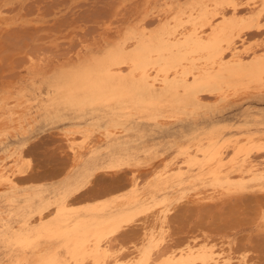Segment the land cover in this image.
I'll return each mask as SVG.
<instances>
[{"label": "rangeland", "instance_id": "1", "mask_svg": "<svg viewBox=\"0 0 264 264\" xmlns=\"http://www.w3.org/2000/svg\"><path fill=\"white\" fill-rule=\"evenodd\" d=\"M236 1L239 3L238 10L242 9L241 13L237 12L238 10L234 13L231 8V11H228L227 6L218 7L221 14L213 17L212 12L209 25L200 28V31L206 37L212 32L213 26L224 18L236 19L243 26L254 21L261 28L240 32L229 52L232 60L241 59L239 61L247 62L264 55V9L262 10L264 0ZM200 2L201 0H0V158L6 167L14 165V172L19 169L15 166L18 156L22 159L20 169L23 177L20 178L19 174L16 181L20 189L19 194L25 192V195L20 196L17 193L19 201H15L16 203H8L4 196L2 198L0 196L1 215L5 214L3 211L6 209L15 212L24 204L22 200L29 193H34V190L49 187L43 196L45 201L51 202L45 213L52 217L56 213V205L53 203L65 191L68 183L67 172L75 163L74 151L86 153L88 144H93L89 148L99 144L105 145L102 140L97 143L99 131L104 132L105 127L112 128L111 130L115 133L117 131L119 135L124 134L125 138L131 141L129 145L133 147L135 156L127 161L123 159V162L118 160L120 164L114 171L110 170L112 174L106 172L107 170L96 171L95 176L93 174L87 180L86 192L82 191V195L75 194L76 196H73L75 201L71 200L72 196L69 198L72 206L81 214L85 213L84 207L126 191L130 187L126 185L128 179L131 180L135 173L142 183L148 180L156 181L157 172L166 169L165 165L169 158L175 157L184 143L187 145L197 141L198 135L199 138L201 136L205 138L207 134L227 131L239 132V135L243 136L248 130L264 129L262 85L251 87L255 85L250 84L251 86H247L248 89L245 87L240 89L227 100L219 99L215 93L202 91L199 94L202 99L201 105L198 106L199 110L197 107L180 109L166 105L164 114L172 115L158 117L160 122L157 118H152L146 109L138 108L131 112L130 109L133 108L130 104L123 105L120 102L130 97L116 95L117 87L111 89L113 94L109 96L111 100L107 99L109 102L106 99L98 101L94 99V93L99 92L97 90L93 92L92 87L93 80L99 74L95 67L99 60L106 61L110 54L125 47L135 46L139 34L147 32L148 36L154 35L162 31L168 22L177 38L183 40L189 37L191 25L188 23L178 25L172 14L183 11L185 18L192 8L194 10L201 8ZM208 2L210 11L214 10L215 2L213 0ZM170 7L174 9L173 13ZM254 50L255 52H252ZM238 52L242 54L241 57L238 56L240 55ZM245 52L248 56L256 54L248 58ZM235 55L237 59L234 58ZM191 56L198 65L211 61L206 52ZM129 69L128 66H124L122 71L130 80ZM259 87L263 91L259 90ZM116 96L120 101L114 100ZM113 110L117 111L114 115ZM117 119L126 123L129 130L119 132L124 128L116 125ZM246 121L249 125H246ZM79 127L81 128L77 130ZM147 135L151 137L148 138ZM103 150L104 153L107 152L106 149ZM263 150H255L254 157L264 153ZM260 156L258 157L261 160L258 157L257 159L264 161V157ZM118 161L115 163H119ZM116 177L120 180L118 183L115 182ZM104 179L107 185V181L112 182V179L117 185L120 183L124 185L125 182L126 184L113 188L114 185H110L115 183L112 182L108 186L105 185V189L108 187V191L112 188L114 190L108 192L103 188L102 191L100 184L103 185ZM61 185L65 186L60 188ZM88 185L96 190H88L90 189ZM188 185L182 187L184 190L179 188L181 192L179 190V193H175L178 196L185 192L186 196L171 206L172 211L168 215L167 225L162 226L159 222L152 221V213H141V216L135 217L132 223L108 235L109 238L106 240L112 246L113 253L109 260L98 264H128L130 260H135L137 264H163V258L169 249H171L169 251L174 249L178 254L183 249L204 248H212L216 252H223L225 256L233 257L234 262L238 260L235 264L245 263L242 261L243 258L248 260L247 264H264V192L250 188L237 193L232 192L233 194H224L211 186L199 190L200 187L191 188ZM55 188L61 191L58 193ZM97 188L100 189V195L96 193L99 190ZM198 192L214 197L198 201L194 198ZM38 199L34 207L42 203L41 199ZM2 216L7 217L6 214ZM38 216L35 209L28 218L33 220L35 217L33 220L35 221ZM15 218L20 219L17 216ZM6 250L0 243V264H10L6 261L10 262L11 254L5 253ZM82 262L80 264H93L90 259ZM71 264L76 262L72 261Z\"/></svg>", "mask_w": 264, "mask_h": 264}, {"label": "bare ground", "instance_id": "2", "mask_svg": "<svg viewBox=\"0 0 264 264\" xmlns=\"http://www.w3.org/2000/svg\"><path fill=\"white\" fill-rule=\"evenodd\" d=\"M213 1L215 2V9L212 11H210L208 0H201V8L199 10H194V8H192L185 18V12L183 11H177L172 14V18L176 19L178 25L184 23L191 25L192 30L189 37L183 40L177 38V36H175V31L172 30L168 22L163 27L162 31L156 34L154 33V35L148 36L147 32L142 35L139 34L135 46L125 47L121 51L110 54L108 57L109 59L106 61L99 60L95 64L99 74L92 83L93 92L96 90L99 92L96 94L94 93V99L96 101L107 100L109 96H111L110 94H113L111 89L117 87L118 90H116V95L119 94L121 97L130 98L120 101L116 96V99H114L115 101H120L123 105L130 104L133 108L130 109L131 112L138 108L140 110L146 109L152 118L158 119L160 116L172 115L168 112L169 115L164 114L166 105L180 109H188L189 107L198 108L202 103V99L199 96L202 91L215 93L217 95L216 97L219 99L227 100L228 97L235 95L244 87L247 88L248 85H255L251 87H258L259 85L264 86V55L252 58L259 49L256 50V53L249 54V56L247 54L249 51L245 52L248 58L252 55V59L247 62L239 61L241 59L232 60L233 57L230 58L229 55L231 46L235 43L240 32L245 30L249 32L255 31L254 29L258 30L261 26L257 25L254 21H250L243 26L236 19L226 20V18H224L219 23L215 24L212 32L205 37L200 31V28L209 25L212 18L210 14L212 12L213 17H216L221 14V12L218 11V7L227 6L229 7L228 11H231V8L234 13L239 7V3H237L236 0ZM263 9L264 6L262 7V10ZM172 10L174 9L171 8V11ZM240 10L242 9L240 8ZM240 10L237 12L241 13ZM203 52L209 54L211 61L204 65H198L191 55L196 53L201 54ZM252 52H255V50ZM260 52L261 51L258 52L259 55ZM239 54L238 56L241 57L242 54ZM234 58H236V55ZM124 66L130 68V80L123 74L122 70ZM73 87L75 88V86ZM260 87L259 90L264 89L262 87V89H260ZM79 90L81 91V89ZM109 100H111V98H109ZM114 100H112V102ZM138 111L136 110V112ZM116 113L117 111L113 110V115ZM115 121L117 122L116 125L124 128V130L119 132L123 133V131L129 130L126 123L118 119ZM246 122L247 125L248 121ZM82 127H84V125ZM117 127L118 126H116V128ZM260 127L261 126L258 127V130H260ZM80 128L81 127L77 128V130ZM111 129L105 127L104 132L99 131L100 136L98 135L99 139L97 143L102 140V142H105V145L102 143L104 146L99 144L96 147L91 146L92 148H89V146L93 144H88V148L85 146L86 149H88L86 153L74 151L73 156L75 163L73 167L71 165L72 169L67 172L66 180L68 183H66L65 191L63 189L64 192H62L53 203L56 205V213L52 217L45 213V210L49 208L51 202L45 201L43 196L44 191L46 192L49 190V187H44L37 191L34 190L32 194H30L29 191V194L27 193L28 195L24 200L21 199L24 201V204L19 206L15 212H12L13 210L11 209L3 211L7 217L2 216L5 214L1 215L2 212L0 209V243L7 249L4 252L9 253V255L11 254L10 262L6 261V263L69 264L70 262L71 264L72 261H75L76 264H80L82 261H87L88 259L93 261V264H98L103 261L106 262L113 253L112 246L106 240L109 238L108 235L118 231L125 225H129L135 220V217L145 212H149V214L152 213V221L155 223L159 222L162 226L165 224L167 225L168 215L172 211L171 206L179 199L186 196L185 192L176 196L179 190L181 192L179 188L184 187L186 184H189L191 188L192 186L200 187L199 190L203 187L211 186L214 190L216 189L224 194H233L232 192L237 193L240 190L250 188L264 192V161L258 160L260 159L258 156H263L262 154L264 153L261 152L262 154L260 155L255 154L256 157L253 155L256 153L254 152L255 150L264 149V129L261 131H255V129L254 131L248 130L243 136L239 135V132L227 133V131H225L226 133H219L218 131V133L214 132L213 134L205 135V138L202 136L199 138L198 135L197 141H193L191 144L186 143L187 145H185L184 143V145L178 149V153L175 157L169 158L170 160H168V163L165 165L166 169L162 172H157L156 181L152 182V180H148L142 183L140 177L135 173L131 180L128 179V184L125 182L126 185L130 186L126 191L124 190L123 193L109 196L97 203L84 207L83 210L85 213L81 214L75 206H72V201L70 203V197L72 196L73 199L71 200H74L73 196L75 194L79 193L82 195L86 192L85 187H87V180L96 171L107 170L106 172L110 173V170L114 171L118 168L120 164L118 160L122 161L125 159V161H127L135 156L132 151L133 147L129 145L131 141L129 142V139H126L124 134L119 135L117 131L115 133ZM82 131L83 130H81V132ZM147 137L150 138L151 136L149 137V135H147ZM196 138L197 136H195V140ZM135 139H137V137H135ZM103 149H106L107 152L105 151L106 153H104ZM168 150L167 151L170 152V149ZM147 152L149 153L150 151ZM85 155L88 156L85 157ZM177 158H180V160ZM17 160L15 166L19 167V169L14 172V165L8 168L4 166L5 162L3 164L0 158V196L1 198L4 196L5 198H3L7 200L6 202L8 203H16L19 201L17 199V193L19 194L18 191H20V189L16 180H18L17 177L19 178V174H21L20 178L23 176L20 169L22 159L18 156ZM116 161L119 163H115ZM118 172L119 170L116 173ZM49 173L51 172L49 171ZM110 174H112V172ZM124 178L125 177H123V179ZM111 181L113 182L115 180L112 179ZM119 181L120 180H117L115 182L118 183ZM103 182H106L105 179ZM112 182L107 181L108 185ZM104 183L103 185L100 184L102 187L101 190L103 191L104 188V190L108 191V187L105 189V185L107 184ZM117 183H115L116 185L111 184L110 186L114 185L113 188L116 186H118L116 188H119L121 183L118 185ZM125 184L121 185L125 186ZM62 186L65 185L59 187L62 188ZM90 187L91 186L88 185V188ZM91 188L88 190H96L95 188ZM99 188H97V190ZM113 188L109 189L108 192L114 190ZM55 190L57 189L55 188ZM57 191L59 193L61 190L59 191L58 189ZM82 191L83 193L81 194ZM99 191L100 189L96 191V193L98 192L99 194ZM159 193H161V195H159ZM201 193L202 192H198L194 195V198L200 201L214 197L213 195H201ZM37 198L41 199L42 203L36 205L38 207H34ZM218 198H220V196ZM35 209L38 211V218L35 221H33L35 217L33 220H29L28 215ZM15 216L20 219L17 220ZM152 242H154V239H152ZM169 250H167V252L164 251L166 253L165 256L163 255V264L166 262H171L173 264H235V262L238 261L236 260L234 262L233 257L225 256L223 252H216L212 248H204L201 250L183 249L178 254L174 252V249L173 251ZM61 251H64V253ZM28 257H30V259ZM130 261L131 262L128 264H137L135 260ZM242 261L245 262H242L243 264H247L248 262L245 258H243Z\"/></svg>", "mask_w": 264, "mask_h": 264}]
</instances>
